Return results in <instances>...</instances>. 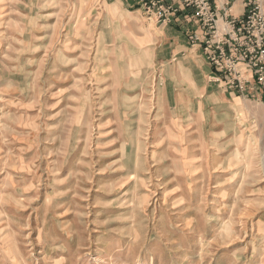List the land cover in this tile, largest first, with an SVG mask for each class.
I'll return each mask as SVG.
<instances>
[{
  "label": "rangeland",
  "instance_id": "obj_1",
  "mask_svg": "<svg viewBox=\"0 0 264 264\" xmlns=\"http://www.w3.org/2000/svg\"><path fill=\"white\" fill-rule=\"evenodd\" d=\"M155 36L101 0H0V264H264V73L194 85Z\"/></svg>",
  "mask_w": 264,
  "mask_h": 264
},
{
  "label": "built area",
  "instance_id": "obj_2",
  "mask_svg": "<svg viewBox=\"0 0 264 264\" xmlns=\"http://www.w3.org/2000/svg\"><path fill=\"white\" fill-rule=\"evenodd\" d=\"M145 0L142 11L157 24L168 25L181 10L194 22L196 28L187 38L192 46L202 50L214 76L226 89H242L244 74L249 78L264 73V2L245 0V11L240 17L218 13L212 0Z\"/></svg>",
  "mask_w": 264,
  "mask_h": 264
},
{
  "label": "crops",
  "instance_id": "obj_3",
  "mask_svg": "<svg viewBox=\"0 0 264 264\" xmlns=\"http://www.w3.org/2000/svg\"><path fill=\"white\" fill-rule=\"evenodd\" d=\"M142 1L145 0H101L108 5L140 15L141 18L149 21L152 30L156 33L152 49L153 59L162 64L165 74H171L173 77L181 74L187 75L188 78L191 77L194 85L199 84L195 79L198 75L201 76V81H204L206 86L210 85L211 83L208 82L210 78L207 79V77L212 73V69L202 50L197 46H192L187 38L188 34L196 28L194 22L185 16L188 10H181L168 25L157 24L140 8ZM167 1L179 3L177 0ZM212 2L217 5L219 14L226 10L228 14L240 17L245 11V0H212Z\"/></svg>",
  "mask_w": 264,
  "mask_h": 264
}]
</instances>
